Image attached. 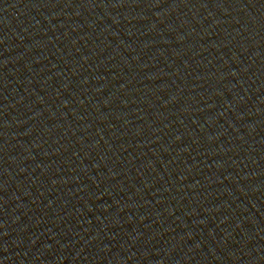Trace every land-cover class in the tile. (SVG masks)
<instances>
[{"label": "water", "instance_id": "water-1", "mask_svg": "<svg viewBox=\"0 0 264 264\" xmlns=\"http://www.w3.org/2000/svg\"><path fill=\"white\" fill-rule=\"evenodd\" d=\"M0 264H264V0H0Z\"/></svg>", "mask_w": 264, "mask_h": 264}]
</instances>
